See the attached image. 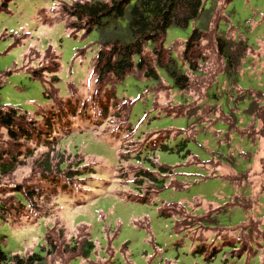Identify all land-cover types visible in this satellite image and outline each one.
I'll use <instances>...</instances> for the list:
<instances>
[{
  "label": "rangeland",
  "instance_id": "374dc122",
  "mask_svg": "<svg viewBox=\"0 0 264 264\" xmlns=\"http://www.w3.org/2000/svg\"><path fill=\"white\" fill-rule=\"evenodd\" d=\"M75 1L0 0V107L25 115L14 138L0 127L1 249L41 264H264V0H203L167 30L183 92L164 71L97 83L100 34L65 28ZM217 38L235 45L231 76Z\"/></svg>",
  "mask_w": 264,
  "mask_h": 264
},
{
  "label": "trees",
  "instance_id": "16d2710c",
  "mask_svg": "<svg viewBox=\"0 0 264 264\" xmlns=\"http://www.w3.org/2000/svg\"><path fill=\"white\" fill-rule=\"evenodd\" d=\"M10 1L12 0H4L3 6ZM203 6V0H78L68 7H63L62 14L73 21V24L65 27L67 30L79 29L85 34L97 31L100 34L99 49L92 63L97 83L103 82L107 77L117 83L133 72L141 73L142 78L158 83L161 80L158 72L164 71L173 81V86L183 92L189 85L188 75L185 70L179 68L172 52L163 47L164 37L168 29L187 28L191 22L198 20L204 11ZM202 33L197 29L193 30L184 43L182 59L193 71L195 68L192 60L197 57L196 50L202 40ZM240 42H237L236 46H243V51L246 53L243 56H247L249 49ZM216 47L225 64L224 67L227 68L220 74L231 76L230 70L233 69L232 65L236 60L233 56L236 54L231 52L235 49V45L230 46L229 52L225 54V41L217 38ZM164 50L170 53L168 57L163 56ZM148 53L150 54L148 58L151 60L145 59V54ZM243 56L240 57L239 64ZM239 64L237 63L235 73L239 70ZM58 68L57 64L54 74ZM42 69L33 70L32 77L42 81L44 73H47ZM53 80L54 85L59 81L55 75ZM53 89L56 91L54 86ZM44 97L54 103L57 99L47 90L44 92ZM24 116L15 109L0 107V127L7 130L8 137L14 138L15 132L12 130L14 127L17 128V120L20 121ZM162 173H166V170ZM32 196V194L26 196L16 194L22 207L26 206L25 202L22 204V198L26 200V197ZM0 220H2L1 215ZM1 241L0 236V243ZM84 246L82 252L86 253L85 257H87L94 250V245L89 241ZM213 254L214 252L209 256L208 261L212 260ZM42 261L43 256L34 253L27 258L7 254L0 246V264H41Z\"/></svg>",
  "mask_w": 264,
  "mask_h": 264
}]
</instances>
